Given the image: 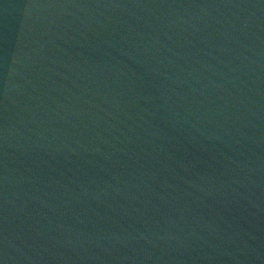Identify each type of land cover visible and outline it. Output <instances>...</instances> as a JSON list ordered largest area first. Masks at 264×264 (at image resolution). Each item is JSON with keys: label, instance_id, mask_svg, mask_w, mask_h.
<instances>
[{"label": "water", "instance_id": "1", "mask_svg": "<svg viewBox=\"0 0 264 264\" xmlns=\"http://www.w3.org/2000/svg\"><path fill=\"white\" fill-rule=\"evenodd\" d=\"M0 264H264V0H0Z\"/></svg>", "mask_w": 264, "mask_h": 264}]
</instances>
